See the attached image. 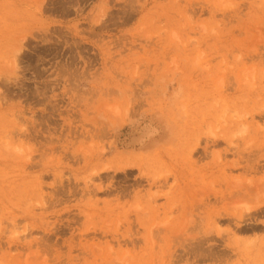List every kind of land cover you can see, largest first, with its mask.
<instances>
[{"label": "rangeland", "instance_id": "rangeland-1", "mask_svg": "<svg viewBox=\"0 0 264 264\" xmlns=\"http://www.w3.org/2000/svg\"><path fill=\"white\" fill-rule=\"evenodd\" d=\"M0 264H264V0H0Z\"/></svg>", "mask_w": 264, "mask_h": 264}, {"label": "bare ground", "instance_id": "bare-ground-1", "mask_svg": "<svg viewBox=\"0 0 264 264\" xmlns=\"http://www.w3.org/2000/svg\"><path fill=\"white\" fill-rule=\"evenodd\" d=\"M214 256V255H213Z\"/></svg>", "mask_w": 264, "mask_h": 264}]
</instances>
